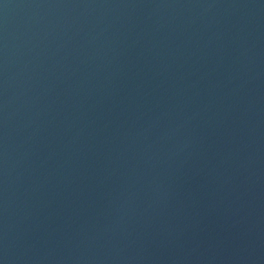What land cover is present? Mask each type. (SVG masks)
Here are the masks:
<instances>
[{
	"label": "water",
	"instance_id": "obj_1",
	"mask_svg": "<svg viewBox=\"0 0 264 264\" xmlns=\"http://www.w3.org/2000/svg\"><path fill=\"white\" fill-rule=\"evenodd\" d=\"M0 264H264V0H0Z\"/></svg>",
	"mask_w": 264,
	"mask_h": 264
}]
</instances>
